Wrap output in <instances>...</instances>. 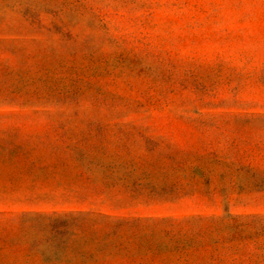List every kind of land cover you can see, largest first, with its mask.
Segmentation results:
<instances>
[{
  "label": "rangeland",
  "instance_id": "obj_1",
  "mask_svg": "<svg viewBox=\"0 0 264 264\" xmlns=\"http://www.w3.org/2000/svg\"><path fill=\"white\" fill-rule=\"evenodd\" d=\"M0 264H264V0H0Z\"/></svg>",
  "mask_w": 264,
  "mask_h": 264
}]
</instances>
